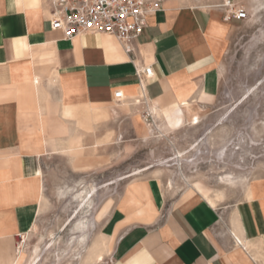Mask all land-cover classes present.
Masks as SVG:
<instances>
[{
	"label": "crops",
	"instance_id": "1",
	"mask_svg": "<svg viewBox=\"0 0 264 264\" xmlns=\"http://www.w3.org/2000/svg\"><path fill=\"white\" fill-rule=\"evenodd\" d=\"M193 7L164 2L128 53L106 33L66 39L51 28L49 0H0V264H21L26 256L20 238L46 207L45 157L73 135L85 140L79 112L67 118L65 106L106 109L131 100L142 106L144 96L167 110L201 92L216 94L229 22L236 19L217 7ZM149 66L152 75L140 79L137 70ZM142 182L146 220L123 219L119 202L104 215L115 209L105 264H264V188L219 205L224 198L211 204L196 190L171 197L155 178Z\"/></svg>",
	"mask_w": 264,
	"mask_h": 264
},
{
	"label": "rangeland",
	"instance_id": "2",
	"mask_svg": "<svg viewBox=\"0 0 264 264\" xmlns=\"http://www.w3.org/2000/svg\"><path fill=\"white\" fill-rule=\"evenodd\" d=\"M161 1L163 8L164 2H169L193 8L217 7L223 13L230 0ZM231 1L245 8L248 15L229 22L226 49L219 61L218 91L213 96L201 92L191 101L200 122L189 123L193 111L186 112L178 125H171L166 114L164 120H155L146 100L142 106L129 104L132 100L115 103L106 107L107 118L92 123L81 109L79 125L85 128V140L81 134L73 135L64 147L56 149L59 153L44 159L46 207L29 236L20 238L19 249L26 252L21 264H28L36 247L40 248V264L109 262L107 252L113 236L107 238L106 234L114 228L115 209L104 215L118 202V213L126 214L127 207L121 203L130 186L146 191L142 181L151 178L171 197L200 183L213 197L224 193L225 200L219 205L247 199L253 190L255 196L260 194L264 188V0ZM91 191H96L92 199ZM88 201L90 206L83 208ZM131 218L146 220L148 214ZM80 220L86 222L83 243L75 240L82 234L75 228ZM99 236L108 248L103 261H85ZM51 242L55 244L50 247Z\"/></svg>",
	"mask_w": 264,
	"mask_h": 264
},
{
	"label": "built area",
	"instance_id": "3",
	"mask_svg": "<svg viewBox=\"0 0 264 264\" xmlns=\"http://www.w3.org/2000/svg\"><path fill=\"white\" fill-rule=\"evenodd\" d=\"M50 25L63 32L66 39H73L88 32L113 35L128 53L133 52L136 42L148 25V16L163 10L161 0H51ZM227 20H243L247 11L229 1L223 12ZM139 78L150 77L152 68L138 69ZM115 98H124L122 90Z\"/></svg>",
	"mask_w": 264,
	"mask_h": 264
},
{
	"label": "bare ground",
	"instance_id": "4",
	"mask_svg": "<svg viewBox=\"0 0 264 264\" xmlns=\"http://www.w3.org/2000/svg\"><path fill=\"white\" fill-rule=\"evenodd\" d=\"M27 1L31 2L35 5L40 4V0H27ZM142 98H143V100L148 101V99L145 98L144 96H142ZM134 103L135 104H141L142 103L141 98L136 99L134 101ZM79 108L80 107L65 106L63 109V115L67 118H76L77 114L79 112ZM193 109H195V108L191 106L190 101H183V102L178 103L176 106L169 108L167 110H162V109L158 108L156 105L152 104L150 106V113L153 115L155 120H157V119L164 120V117L166 114L168 121L171 125H173V124L178 125V124L183 122L184 114L186 112L191 113L193 111L194 113L191 114V119H190L189 123L190 124H198L200 122L201 116L199 115V112L197 109H195V110H193ZM82 110H83V116L85 117V119L87 120L88 123H92L93 121L96 122V120H98L100 118H104L107 115V111L105 109H102L99 107H92L89 105H85V107ZM77 120L80 124L81 118H78ZM156 127H158V125ZM229 177H231V176H229ZM229 177H226V178H229ZM226 181H228V180H226ZM228 182H229V184L231 183L230 181H228ZM195 185H196V187L194 189L196 191L202 192L204 194V196L211 202V204H215L216 200L223 199L225 196L224 193L221 192V193H218L215 197H213L209 194V190L207 188H205V186H203L200 183H196ZM90 193H91L90 199H92L94 194L96 193V191L94 192V194H92V191ZM83 196H84V194H83ZM87 196L85 195V197L83 198V202L85 200H87L86 199ZM254 196H255V190L252 191L249 198H253ZM146 197H147L146 191H140L137 187L130 186L129 195H128L127 199L121 203V206L123 208L127 207L126 208L127 213L125 214L123 219L129 220L133 215H135V216L136 215H139V216L145 215L148 212L147 208L145 206V198ZM90 204H91V202H90ZM90 204L88 201V203H86L83 206V208H85L86 206L89 207ZM83 208L81 210H83ZM82 220H80V222L75 227L76 230L82 231V234L78 238H75L77 243H83L86 240V231H84V227H85L86 222L84 223V221H82ZM102 235H104V234H102ZM107 238H109V237H107ZM50 244H51L50 245V247H51L55 243L51 242ZM103 245H105V242H104L102 236L97 237L94 240L93 244L89 247V250L85 256V261H88L90 263L102 262L105 254H106V248H107V247H103ZM39 251H40L39 247H36L34 249V252H33L34 255H33L32 259L28 262V264H40L41 263L42 258L40 257L41 253L39 254ZM107 251H108V248H107Z\"/></svg>",
	"mask_w": 264,
	"mask_h": 264
}]
</instances>
